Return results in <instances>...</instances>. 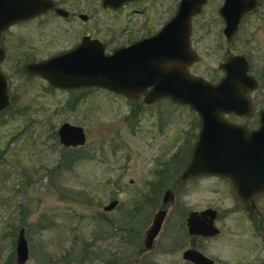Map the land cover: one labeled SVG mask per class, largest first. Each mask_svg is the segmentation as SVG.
I'll use <instances>...</instances> for the list:
<instances>
[{"label": "rangeland", "instance_id": "obj_1", "mask_svg": "<svg viewBox=\"0 0 264 264\" xmlns=\"http://www.w3.org/2000/svg\"><path fill=\"white\" fill-rule=\"evenodd\" d=\"M177 2L139 0L111 12L95 10V0H64L67 8L86 11L89 19L45 16L40 26L34 20L0 35L6 50L1 68L11 100L0 111V264H7L11 254L17 264L20 226L29 246L24 264H180L182 250L193 243L218 264H242L237 255L246 248L233 246L229 228L220 237L200 240L185 233L189 210L234 202L229 187L214 177L165 185L175 192V203L166 204L169 213L154 247L148 250L142 243L155 211L154 201H144L153 190L162 194L165 186L157 184L165 162L171 158L173 178L179 166L175 157L190 150L197 132L195 110L169 98L150 103L103 87L70 92L23 70L25 59L47 58L86 32L109 39L108 50L125 45L159 29ZM221 3L207 0L192 18L190 41L197 58L188 70L216 81L223 74L219 64L229 53L244 54L258 87L248 93L254 112L237 119L257 126L258 110L264 108V8L242 18L227 41L217 12ZM64 121L83 127L82 145L60 142L57 129ZM113 198L119 203L105 210ZM83 241L92 242L88 250L95 255L100 250V255L78 256Z\"/></svg>", "mask_w": 264, "mask_h": 264}, {"label": "water", "instance_id": "obj_2", "mask_svg": "<svg viewBox=\"0 0 264 264\" xmlns=\"http://www.w3.org/2000/svg\"><path fill=\"white\" fill-rule=\"evenodd\" d=\"M126 1L129 0H102L104 6H119ZM206 1L179 0L174 14L156 32L111 52H106L98 39L84 35L74 47L28 62L24 70L30 75H41L58 88L96 86L129 98L143 94L146 102L168 97L188 105L197 113L200 126L182 178L206 174L226 177L238 199L247 206L252 202L250 207H255L252 195L264 192V108L258 110L255 128L225 116L229 113L247 116L255 110L248 93L258 87V81L249 73V61L244 54L229 53L219 64L223 74L216 81L188 70V65L197 58L190 41L192 18L201 12ZM257 4V0H222L217 12L224 20L223 34L227 41L237 33L242 17ZM52 6V0H0V33ZM3 58L4 47L0 44V63ZM10 102L7 77L0 67V111ZM57 133L65 146L85 142L81 125L64 121ZM172 198L171 189H166L164 201ZM117 203L118 199L113 198L104 209L110 210ZM165 214L166 210L160 209L153 215L143 238L146 247L152 246ZM214 215L212 207L191 210L186 220L188 232L216 233ZM14 251L15 262L24 264L29 257L24 226L18 228ZM183 256L199 264L212 262L194 248L185 249Z\"/></svg>", "mask_w": 264, "mask_h": 264}, {"label": "flooded vegetation", "instance_id": "obj_3", "mask_svg": "<svg viewBox=\"0 0 264 264\" xmlns=\"http://www.w3.org/2000/svg\"><path fill=\"white\" fill-rule=\"evenodd\" d=\"M52 1H53V6L52 7L48 8L47 10H45V11H43V12H41V13L35 15V16L29 17V18H26V19H22V20H19V21L15 22V23L11 24L7 28H5L0 33V35L5 30L9 29L10 27H12L14 25L22 24V23H26V22H31L32 23V22H34V20L37 21L38 24H39V26H40L41 23H44L43 21L47 17L54 18L55 16H62V17H64V20H72L73 17H78V18H80L82 20L89 19V14L86 11H83L80 8L74 9V10L72 8H67L64 5V3H62L64 0H52ZM138 1L139 0H129V1H126V2H124L123 4H121L119 6L118 5L117 6H112V5H106V6H104L102 0H95V3L97 2V4H95L93 8L95 10H97V11L101 8V9H104V10L107 9V10H109L111 12H116V11L118 12V10L121 9L126 4H128V3H136ZM257 1H258L257 6L253 10L249 11L248 13H246L242 18L248 17L252 13L257 12L258 11V8H260V7H263L264 8V0H257ZM72 4H74V2ZM137 7H134L133 9H136ZM176 7H177V4H176ZM176 7H175V10H176ZM48 13H52V15L51 16H48ZM45 16H47V17H45ZM171 16H169V18ZM221 19H222V22H224V20H223L222 17H221ZM156 31H154V32H156ZM154 32L148 33L146 35H143L142 37L151 35ZM222 32H223V28H222ZM84 35H88L91 38H96L99 41H101L104 44V46H105V51L106 52H111L113 49H115L116 47H118V46H116V47H113L111 50H108V48L110 47L109 45L111 44V41H109V39L102 40V38H100V37H98L96 35H91V33L86 32V33H83L81 35V37L75 43H73L71 46H69V47H67L65 49L59 50L58 52H56L54 54L60 53V52H62L64 50H67V49H70V48L74 47L81 40V38ZM142 37H139V38H142ZM139 38H137V39H139ZM137 39H135V40H137ZM135 40H133V41H135ZM133 41H131V42H133ZM54 54H51V55H54ZM5 57H6V50H5V47H4V58H3V60L0 63V67H1V64L5 60ZM42 59H46V58H39L38 59V58H35V57H31L29 59H25L24 60V63H23V70H24V65L26 63H28V62H34V61H39V60H42ZM194 63H195V61L193 63H191V64H194ZM190 65H188V67ZM39 76H41V75H39ZM92 87H96V86H92ZM90 88L91 87H83V88L66 89V90H68L70 92L71 91H75V90L76 91L77 90H81V92H84L85 89H87L89 91ZM138 97L139 98H143L144 96L143 95H140ZM139 98H138V100H139ZM164 98H168V97H164ZM155 101H157V100H155ZM155 101H153V102H155ZM225 116L228 119L232 120V121H235V122H238V123H242V124H246L248 126V128H255L256 127V126H250L248 123L243 122V121H240V120L237 119V117H242V115H237V114H234V113H229V114H225ZM257 121H258V114H257ZM193 126H196V128H197V132L195 133V139H194V142H195V140L197 138V133H198V130H199V126H200V120H199L198 115H197V120L194 121ZM194 142L191 143L190 150L188 151L187 154H185V156L182 155L181 158L180 157L179 158H176L175 157V161H177V163L179 164V166L176 167V169H175L176 170V173L173 176V178H170V174L168 172V169H170L172 167L171 166V158H170V160H167L165 162L164 169L161 170L162 171L161 172L162 175L159 176L160 179L158 181L159 183L157 184V187L158 186L164 187L165 185H167L168 183H170V182H172V181H174L176 179H177L176 181H178V183L183 184V183H186V182H189V181L190 182H194L195 180L200 179V178H204V177H214V178H216V180H219V181L225 183L229 187L232 196L235 198V200L232 203V205L216 206V207L215 206L214 207L213 206H207V207H205V208H208V207L214 208L215 215H214V217L212 219V223L218 229V231L216 233L208 234V235H204V234H201V233L190 234L188 232L187 222H186L187 216H188L189 212L191 211V210H189L187 212L185 218H184V223H185V228H186L185 229V233H187L192 238V240H197V239L200 240V239H205V238L220 237L224 233L223 232V228L224 229L229 228L228 229L229 232H227V233L229 234V237H230L229 239H231L233 241V246L234 247H237L238 249L241 248V247L246 248V253L245 254L237 255V256H240V259L237 260V261L239 263L241 262L242 264H264V203L261 202L262 199H264V192H262V193H255V194L252 195V201H253L255 207H250V205H251L252 202L249 204V206H247L244 203H242L238 199V197L236 196V194L234 192V189H233V187H232L229 179H227L226 177H223V176H220V175H207L206 174V175H198V176H190V177L182 178V172H183L184 168L186 167V164H187L188 159H189V154H190V151H191V149L193 147ZM185 153H186V150H185ZM131 180H132V178H130V181ZM166 189H171V191L173 193V198L172 199H169L167 201H164V193H165ZM148 193H149L148 194L149 197H147L144 202H146L145 204L150 205V203L154 201L152 205L154 206L153 209L155 211L153 212L152 217H153V215L158 210L165 209L166 210V214H165V217H164V221H165L166 220V217H167V215L169 213V211H168V205L166 206V204H174L175 203V192L173 191V189L171 187H166L165 186L162 194L160 193V191H156L155 192L154 190L151 191V192H148ZM118 203H119V201H118ZM142 207L140 209H142ZM205 208H202V209H192V210L201 211V210H203ZM152 217H151V221H152ZM151 221H150V223H151ZM162 225H163V223H162ZM143 238H144V236H143ZM142 243H143V246L145 248H147L148 250H151L154 247V245H155V239H154L153 244H152L151 247H146L144 245L143 239H142ZM187 248H194V249L200 251L201 253H203L204 255H206L207 257L211 258L212 259V262L209 263V264H218V259L217 258L205 254L204 252H202L201 249L197 248L194 243L191 244L190 246H186L182 250V254H181L182 261H180L181 262L180 264H199V263H195L192 260L187 259V258H185L183 256V251L185 249H187Z\"/></svg>", "mask_w": 264, "mask_h": 264}, {"label": "trees", "instance_id": "obj_4", "mask_svg": "<svg viewBox=\"0 0 264 264\" xmlns=\"http://www.w3.org/2000/svg\"><path fill=\"white\" fill-rule=\"evenodd\" d=\"M103 220L105 221V223L109 224V222L106 221L107 219L105 217H103ZM91 243L92 242H90V241L89 242L83 241L81 246L78 248V250L76 249V251L78 253L77 255L78 256L79 255H93L92 258L95 257V256L97 257V255L99 256L100 254H98V253H100L99 252L100 250L96 253V255H95V253L93 254L91 250H88V246L91 245ZM68 253H71V252L69 251ZM7 264H13V256H12V254H11V257L8 259Z\"/></svg>", "mask_w": 264, "mask_h": 264}]
</instances>
